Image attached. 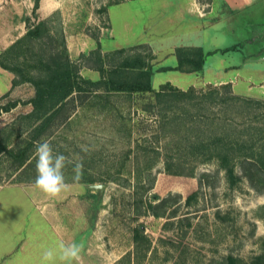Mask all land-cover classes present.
Listing matches in <instances>:
<instances>
[{"label":"rangeland","instance_id":"1","mask_svg":"<svg viewBox=\"0 0 264 264\" xmlns=\"http://www.w3.org/2000/svg\"><path fill=\"white\" fill-rule=\"evenodd\" d=\"M260 2L238 10L230 5L233 0H44L35 16L34 0H0V53L26 32V21H19L48 18L54 38L47 42L58 45L64 37L83 78L101 77L91 54L100 43L103 55L119 48L143 55L153 66L155 90L167 82L197 91L230 83L236 94L259 98L264 97ZM233 44L238 48L221 51ZM178 46L217 51L199 71L166 69L178 64ZM4 71L1 90L10 86ZM95 90L85 100L69 102V119L36 139L39 122L23 116L32 110L33 84L0 94V140L7 144L0 151V187L34 185L35 147L47 140L54 153L68 158L65 182L79 197L86 186H98L73 207L78 222L68 230L82 246L78 264H231L229 255L237 264H254L253 258L264 254V191L246 178L231 184L215 160L198 161L188 146L205 126L214 132L216 124L236 121L235 109L205 103L200 112L197 104L169 95L159 100L156 92ZM12 103L17 104L7 110ZM257 112L252 109L251 115ZM27 146L21 163L15 154ZM163 198L166 203L155 208L163 215H155L148 204ZM52 207L59 209L60 202ZM139 227L143 238L137 248Z\"/></svg>","mask_w":264,"mask_h":264},{"label":"trees","instance_id":"2","mask_svg":"<svg viewBox=\"0 0 264 264\" xmlns=\"http://www.w3.org/2000/svg\"><path fill=\"white\" fill-rule=\"evenodd\" d=\"M39 7L40 0H34L33 15H37ZM24 20L26 32L0 53V65L14 73L13 86L30 82L35 87V95L29 101L32 103V110L23 115L30 122H39L35 126L33 139L48 131L54 124L67 121L71 115L67 104L79 98L85 100L98 87L109 93L156 92L159 100L169 95V100L197 104L200 112L205 103L230 106L236 111L233 116L236 121L231 119L234 122L216 124L214 132L211 125L205 126L201 135L194 136L188 146L193 153L199 155L198 161L215 160L218 167L225 171L231 184L246 178L255 190L264 191V97L236 94L230 83L197 91L194 87L179 89L167 82L159 90H155L152 84L153 66L143 55L125 54V48L103 55L100 43L91 54L95 57L101 77L99 80L83 78L77 62L70 57L65 38L62 37L58 45L49 44L54 34L48 25V18L33 23L30 16ZM238 45L224 47L221 51L234 50ZM215 51L217 50L206 51L202 46H178L175 49L178 64L165 68L199 71L204 66L206 56ZM16 104L12 103L7 110ZM252 109L258 112L251 115ZM177 118L178 116H174L173 120L177 121ZM28 147L19 148L22 152L15 154L21 163L28 157ZM5 148L7 149L5 140H0V151ZM8 151L13 154L15 150L9 148ZM165 203L166 198H163L159 203L150 202L148 207L159 216L163 214L155 208ZM141 238L142 229L139 227L134 231L137 248ZM228 258L231 264H237V258L232 255ZM263 260L264 254H259L253 258V263L261 264Z\"/></svg>","mask_w":264,"mask_h":264},{"label":"crops","instance_id":"3","mask_svg":"<svg viewBox=\"0 0 264 264\" xmlns=\"http://www.w3.org/2000/svg\"><path fill=\"white\" fill-rule=\"evenodd\" d=\"M233 1L234 4L230 5L238 10L257 1L264 5V0ZM39 9H44V0H41ZM23 22L24 19L19 24L23 25ZM12 41L13 39L9 43ZM1 70L10 75V86L5 90L0 89V94H3L14 88V73L0 65V73ZM70 185L71 183L54 198L40 192L35 185L15 183L0 187V264H62L58 255L53 261H45L43 252L49 248L58 250L61 243H76L77 238L74 239L75 236L72 237L70 231L71 226H76L72 225L73 221L78 222L76 209L73 207L82 201L84 195L91 192V188L86 186L82 197H79L77 188H71ZM58 201L61 207L56 210L52 206ZM62 234H67L68 240ZM82 255L83 253L80 258Z\"/></svg>","mask_w":264,"mask_h":264},{"label":"clouds","instance_id":"4","mask_svg":"<svg viewBox=\"0 0 264 264\" xmlns=\"http://www.w3.org/2000/svg\"><path fill=\"white\" fill-rule=\"evenodd\" d=\"M36 178L34 185L49 197H57L68 187L65 182L63 170L69 162L68 158L60 152L53 151L51 143L47 140L37 143L35 147ZM81 165L77 163L75 169ZM82 246L76 243L59 245L58 250L46 249L43 252L45 261H53L58 255L62 264H76L80 259Z\"/></svg>","mask_w":264,"mask_h":264},{"label":"water","instance_id":"5","mask_svg":"<svg viewBox=\"0 0 264 264\" xmlns=\"http://www.w3.org/2000/svg\"><path fill=\"white\" fill-rule=\"evenodd\" d=\"M89 187L92 188V189L93 188H98V186H96V185H90Z\"/></svg>","mask_w":264,"mask_h":264}]
</instances>
